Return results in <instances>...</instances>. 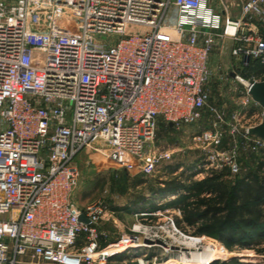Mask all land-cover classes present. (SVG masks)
<instances>
[{
	"label": "built area",
	"instance_id": "1",
	"mask_svg": "<svg viewBox=\"0 0 264 264\" xmlns=\"http://www.w3.org/2000/svg\"><path fill=\"white\" fill-rule=\"evenodd\" d=\"M210 3L0 0V264H109L147 247L135 229L109 241L101 225L114 212L101 201L74 204L75 161L96 146L148 168L170 160L153 148L159 121L202 119L209 85L225 77L211 58L224 39L240 58L230 80L244 88L229 135L264 152L250 134L264 119L250 95L264 82L254 72L264 68V0H244L237 22ZM195 140L218 148L222 134L213 126ZM231 153L206 157L205 171L239 175Z\"/></svg>",
	"mask_w": 264,
	"mask_h": 264
},
{
	"label": "rangeland",
	"instance_id": "2",
	"mask_svg": "<svg viewBox=\"0 0 264 264\" xmlns=\"http://www.w3.org/2000/svg\"><path fill=\"white\" fill-rule=\"evenodd\" d=\"M242 2L244 0H211L210 4L222 5L232 21L237 22L241 18ZM259 30L264 37V26ZM232 46L229 38L220 41L211 57L213 63H219L225 77L221 81L213 79L209 85L210 98L202 119L195 125L180 126L159 121L153 148L169 153L170 160L148 168L139 162L122 159L116 151L98 146L85 149L77 157L75 166L79 171V186L74 204L84 207L101 201L114 212L112 220L101 225V229L108 233L109 241L120 238L122 234H131L134 229L137 232L132 234L141 238L140 241L145 240L142 238L150 241L146 242L147 247L133 250L109 264H183L184 261V264H193L197 260L192 258L193 254L204 259L200 264L234 259L241 263L264 264V238L254 249L235 246L229 251L222 241L199 234L195 228L187 226L179 209L166 207L167 203L185 194L182 190L161 192L165 183L172 180L184 184L203 180L209 172L205 171V158L217 152L228 153L222 157L225 160L233 157L231 152L234 150V160L240 165L241 176L255 172L264 163V152H252L239 139L234 142L227 128L231 114L241 108L244 97L242 84L230 80L233 67L240 63V58L231 56ZM254 72L260 78L264 74L261 69H254ZM241 76L245 79L247 73L241 71ZM213 126L222 134L220 147L196 142V135ZM257 127L260 128V125ZM259 128L257 134H261ZM260 175H264V167ZM237 176L228 173L225 179L233 185ZM209 258L212 259L207 262Z\"/></svg>",
	"mask_w": 264,
	"mask_h": 264
},
{
	"label": "trees",
	"instance_id": "3",
	"mask_svg": "<svg viewBox=\"0 0 264 264\" xmlns=\"http://www.w3.org/2000/svg\"><path fill=\"white\" fill-rule=\"evenodd\" d=\"M255 65L256 69L264 70L257 63ZM263 167L264 163L253 173L239 174L233 185L226 181L229 171L224 168L210 170L201 181L188 184L177 180L166 182L161 192L182 190L185 193L167 203L166 207L179 209L182 221L199 234L222 241L229 251L235 246L254 249L264 238V175H260ZM210 264L249 263L234 259Z\"/></svg>",
	"mask_w": 264,
	"mask_h": 264
},
{
	"label": "water",
	"instance_id": "4",
	"mask_svg": "<svg viewBox=\"0 0 264 264\" xmlns=\"http://www.w3.org/2000/svg\"><path fill=\"white\" fill-rule=\"evenodd\" d=\"M247 60H248V58H245V61H247ZM250 95L255 102H257L258 104H260L264 108V83H258L256 85H254L250 90ZM258 128L259 127L252 130L251 135L261 139L264 142V119H263V123L260 125V128H259V130H261V134L260 133L257 134L256 130ZM79 220L82 222H85V223L87 222L85 220L84 216H80ZM146 242L149 243L150 241L147 240Z\"/></svg>",
	"mask_w": 264,
	"mask_h": 264
},
{
	"label": "bare ground",
	"instance_id": "5",
	"mask_svg": "<svg viewBox=\"0 0 264 264\" xmlns=\"http://www.w3.org/2000/svg\"><path fill=\"white\" fill-rule=\"evenodd\" d=\"M173 198L175 197V196H172ZM137 249H140V248H135L134 250H137ZM133 250H129V251H126L125 253L126 254H129L130 252H132ZM205 252H208V251H205ZM109 254V253H108ZM126 254H122V256H124V255H126ZM206 254V253H205ZM205 254H202L203 256L205 255ZM209 255L210 254H208V257H209ZM207 257V256H206ZM192 258H195V259H197V260H195L196 262L194 263L193 262V264H200V263H203V261H204V259L201 257V256H194V254H193V256H192ZM212 258H215V257H212ZM212 258H209V259H206V261L207 262H209V260L210 259H212ZM205 261V262H206ZM185 262V261H184ZM184 262H183V264H184ZM186 262H188V260L186 261ZM206 262V263H207Z\"/></svg>",
	"mask_w": 264,
	"mask_h": 264
},
{
	"label": "crops",
	"instance_id": "6",
	"mask_svg": "<svg viewBox=\"0 0 264 264\" xmlns=\"http://www.w3.org/2000/svg\"><path fill=\"white\" fill-rule=\"evenodd\" d=\"M29 255H27V256H25V257H23V259H28L29 257H28Z\"/></svg>",
	"mask_w": 264,
	"mask_h": 264
}]
</instances>
